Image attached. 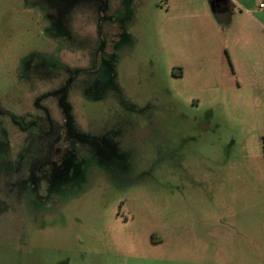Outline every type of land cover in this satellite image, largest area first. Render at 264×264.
<instances>
[{"label": "rangeland", "instance_id": "374dc122", "mask_svg": "<svg viewBox=\"0 0 264 264\" xmlns=\"http://www.w3.org/2000/svg\"><path fill=\"white\" fill-rule=\"evenodd\" d=\"M264 0H0V264H264Z\"/></svg>", "mask_w": 264, "mask_h": 264}, {"label": "built area", "instance_id": "2783aa9c", "mask_svg": "<svg viewBox=\"0 0 264 264\" xmlns=\"http://www.w3.org/2000/svg\"><path fill=\"white\" fill-rule=\"evenodd\" d=\"M260 8H261V9H264V4H262V5L260 6Z\"/></svg>", "mask_w": 264, "mask_h": 264}]
</instances>
